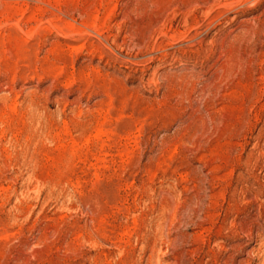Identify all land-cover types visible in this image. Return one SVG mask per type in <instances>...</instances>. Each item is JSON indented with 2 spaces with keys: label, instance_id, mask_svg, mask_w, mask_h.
<instances>
[{
  "label": "rangeland",
  "instance_id": "1",
  "mask_svg": "<svg viewBox=\"0 0 264 264\" xmlns=\"http://www.w3.org/2000/svg\"><path fill=\"white\" fill-rule=\"evenodd\" d=\"M0 264H264V0H0Z\"/></svg>",
  "mask_w": 264,
  "mask_h": 264
}]
</instances>
